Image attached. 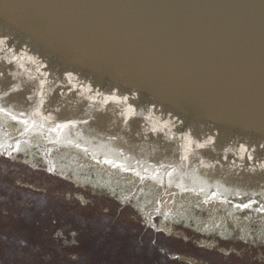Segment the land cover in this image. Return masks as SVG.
I'll return each mask as SVG.
<instances>
[{
  "label": "water",
  "instance_id": "obj_1",
  "mask_svg": "<svg viewBox=\"0 0 264 264\" xmlns=\"http://www.w3.org/2000/svg\"><path fill=\"white\" fill-rule=\"evenodd\" d=\"M0 38V93L21 89L0 100L17 119L0 117L103 162L146 201L145 221L264 224V172L250 162L264 165L251 150L264 153V0H0ZM57 58L92 79L69 81Z\"/></svg>",
  "mask_w": 264,
  "mask_h": 264
},
{
  "label": "rangeland",
  "instance_id": "obj_2",
  "mask_svg": "<svg viewBox=\"0 0 264 264\" xmlns=\"http://www.w3.org/2000/svg\"><path fill=\"white\" fill-rule=\"evenodd\" d=\"M17 177L30 179L34 186L19 182L12 189L4 181ZM96 193L111 197L92 204L85 196ZM0 196L28 201L26 206L0 201V210L4 208L0 213V264H29L32 253L36 254L35 264H126L129 260H135L133 264H264V224L257 219H249L247 225L207 223L172 213L171 226L145 221L146 201L134 190H121L120 179L103 162L35 139L1 117ZM45 197L79 201L66 219L81 227L80 234L69 232L57 256L48 254L50 245L48 250L43 246L50 239L41 234L42 225L48 226L53 207ZM55 224L59 227L60 221ZM57 229L58 233L66 232L64 223ZM145 229L152 235L146 242ZM13 237L19 240L20 248ZM158 241L171 253L159 248ZM69 246L71 250L64 249Z\"/></svg>",
  "mask_w": 264,
  "mask_h": 264
},
{
  "label": "snow or ice",
  "instance_id": "obj_3",
  "mask_svg": "<svg viewBox=\"0 0 264 264\" xmlns=\"http://www.w3.org/2000/svg\"><path fill=\"white\" fill-rule=\"evenodd\" d=\"M5 39L6 38H0V43H5ZM3 75H4V73L0 72V77H2ZM65 75H66V77H68L69 81L71 80V78L73 76V74L70 73V72L69 73H65ZM42 88H43V81L41 82V89ZM20 90L21 89L19 87L10 86L7 91H4V92L0 93V100H2L4 97H8L12 93L18 92ZM37 95L39 97V100H38V105H37V108H36L35 111L38 114L40 112V109L43 107L44 103L46 102V100L44 98V92L42 90ZM26 99L28 101H32L33 97L30 95ZM113 99H116L117 101H119L120 98L117 97V96H115V95H109V97L104 102L107 103V102H109V101H111ZM123 99L126 101L128 98L127 97H124ZM0 112H5L7 115L12 116V118L14 120L17 119V116L13 115L12 112L8 111L5 106H0ZM127 112H128L129 115L134 114V110L131 108V106H129ZM19 115H20V117H23L25 115V113L21 111L19 113ZM122 115H124V114L122 113ZM23 123L27 124L28 121L27 120H23ZM82 123L87 124L88 121H82ZM75 126H76V122L71 121V120H68V121L64 122L63 124H57L56 127L53 130L54 131H63L64 128H71V127H75ZM197 147H203V145H199L198 144ZM187 159H188V156L187 155H184L181 158V161H184V160H187ZM104 162L107 163V164H109V165L121 166V165L115 164V162L113 160H105ZM201 163H203V162H201ZM161 167L162 168H165L166 167V174L169 175V176H171L172 175V172L176 170L175 168H173L171 166V164H169L167 166L161 165ZM126 170H128V171H134L135 169L129 167ZM212 195L215 196L216 195V192H213ZM254 203H256V202L255 201H252L250 199L248 200V202H244L243 200H241V202L239 204L235 205V206L237 208L241 209V210H245V209L251 208Z\"/></svg>",
  "mask_w": 264,
  "mask_h": 264
},
{
  "label": "trees",
  "instance_id": "obj_4",
  "mask_svg": "<svg viewBox=\"0 0 264 264\" xmlns=\"http://www.w3.org/2000/svg\"><path fill=\"white\" fill-rule=\"evenodd\" d=\"M60 199V198H59ZM60 200H62V199H60ZM40 202V201H39ZM48 204H50V205H52L53 207L50 209V211H49V213H48V230H47V232L45 233L44 231H45V228H44V231L41 233V234H47V236L49 237V239H50V243L49 244H45V245H43L44 246V248L46 247V249H47V247H48V245H51L52 244V241L54 240V243H55V239L53 238V235H54V233H55V231H56V228H59L60 226H62V223H64V226H65V228H66V230H67V232L68 231H70V230H74V231H76V232H78L77 233V235L76 236H78L79 234H80V226H77V225H75V224H73L72 222H70L69 220L70 219H66L65 218V222L64 221H62V220H59V218L61 217V211L65 214V217L67 216V213H69V214H73V211H74V209H75V207L74 206H79V205H77L76 203L74 204H72V205H69L68 203H67V207L65 206V205H63L66 209H64V208H58V209H55V206H58L59 205V200L58 199H52V198H50L49 199V202H48ZM73 206V207H72ZM59 207H61V206H59ZM38 209H40V208H38ZM1 211H4V210H0V213H1ZM40 212H43V209H42V211H41V209L39 210ZM10 212V211H9ZM75 212V211H74ZM3 214H5V212L3 213ZM7 214L9 215V216H11L12 215V213H8L7 212ZM60 214V215H59ZM42 218V217H41ZM56 219V221H57V219H58V221H60V226L59 227H57V225L55 224V219ZM41 221V220H40ZM71 224L70 226H67V224ZM104 226V225H103ZM42 227H45V226H43L42 225ZM66 249H70V248H66ZM131 261H133V262H131ZM135 262V260H129V261H127V263L126 264H133ZM141 264H148V263H145V261L144 262H140ZM176 263H180L179 261H176ZM183 264V263H182Z\"/></svg>",
  "mask_w": 264,
  "mask_h": 264
},
{
  "label": "flooded vegetation",
  "instance_id": "obj_5",
  "mask_svg": "<svg viewBox=\"0 0 264 264\" xmlns=\"http://www.w3.org/2000/svg\"><path fill=\"white\" fill-rule=\"evenodd\" d=\"M4 181H7V180H5L4 179ZM231 252H229V254H230ZM240 261V259H238V260H236V262H239ZM33 261H32V259L30 258V256L28 257V262L27 263H32ZM206 264H210L209 262H207Z\"/></svg>",
  "mask_w": 264,
  "mask_h": 264
}]
</instances>
